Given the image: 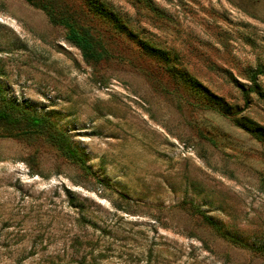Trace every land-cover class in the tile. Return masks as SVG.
<instances>
[{
    "label": "rangeland",
    "instance_id": "obj_1",
    "mask_svg": "<svg viewBox=\"0 0 264 264\" xmlns=\"http://www.w3.org/2000/svg\"><path fill=\"white\" fill-rule=\"evenodd\" d=\"M49 1L109 54L0 0V107L47 116L91 173L0 137V264H264V141L232 119L264 132V0Z\"/></svg>",
    "mask_w": 264,
    "mask_h": 264
},
{
    "label": "trees",
    "instance_id": "obj_2",
    "mask_svg": "<svg viewBox=\"0 0 264 264\" xmlns=\"http://www.w3.org/2000/svg\"><path fill=\"white\" fill-rule=\"evenodd\" d=\"M26 1L44 10L51 23L63 25L67 29L66 39L80 51L83 60L87 64L98 65L108 56L109 53L99 37H96L88 27L79 25L72 16L56 10L49 0ZM91 5L95 11L103 15L104 12L101 8L93 2H90ZM146 49L152 52V49ZM256 73L260 72L258 71ZM256 73L251 76L255 88L253 91H258ZM244 93L245 95L248 94L247 91H244ZM260 94L264 96V94ZM219 105L223 110L218 109V111L223 115H228L227 110L221 106L222 104L219 103ZM232 119L237 126L245 129L255 138L264 141V132L262 129L255 128L252 124L245 123L237 118ZM0 128L1 138H17L25 141L42 139L55 147L61 156L77 165L83 172L86 174L91 173L85 157L79 152L71 138L43 114L29 112L13 105H3L0 107Z\"/></svg>",
    "mask_w": 264,
    "mask_h": 264
}]
</instances>
